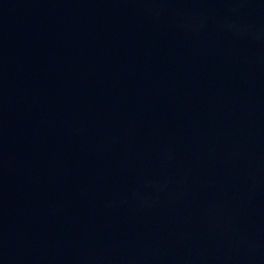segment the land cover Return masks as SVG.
<instances>
[{"label": "water", "instance_id": "obj_1", "mask_svg": "<svg viewBox=\"0 0 264 264\" xmlns=\"http://www.w3.org/2000/svg\"><path fill=\"white\" fill-rule=\"evenodd\" d=\"M0 264H264V0H0Z\"/></svg>", "mask_w": 264, "mask_h": 264}]
</instances>
